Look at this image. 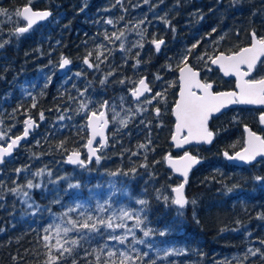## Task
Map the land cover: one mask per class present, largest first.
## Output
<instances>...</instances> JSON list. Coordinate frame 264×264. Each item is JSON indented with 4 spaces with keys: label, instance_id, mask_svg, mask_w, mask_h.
Returning <instances> with one entry per match:
<instances>
[{
    "label": "trees",
    "instance_id": "obj_1",
    "mask_svg": "<svg viewBox=\"0 0 264 264\" xmlns=\"http://www.w3.org/2000/svg\"><path fill=\"white\" fill-rule=\"evenodd\" d=\"M29 4L35 10H50L54 15L45 24L18 35L16 28L24 24L14 13ZM0 8L9 13V16L0 15V43L7 41L0 57V129L6 132L11 129V137L22 131L23 121L29 116L39 121V128L31 139L16 152L12 161L0 167V264H44L46 250L40 237L50 220L41 210L49 207L53 212H60L61 207L55 204L54 192L44 183L41 188L30 191L28 203L34 201L31 208L24 203L23 191L27 180L39 183V176L34 173L43 169L47 173L46 181L50 180L48 172L52 175L56 168L58 178L63 172L74 183L82 185L81 192L73 190L72 194L64 195L65 199H87L95 189L119 180L126 191L122 199L130 210L138 211L142 206L137 201L146 200L145 223L153 229L150 235L156 247L184 252L161 259L150 255L156 258V264H169V261L173 264H264L259 257L244 259L247 249L260 247L259 241H264V183L256 179L264 177V160L252 166H235L224 155L225 152L233 155L244 147L246 126L264 136L259 109L238 107L214 118L210 124L216 133L214 143L189 149L203 163L189 178V204L185 209L172 206L173 192L165 189L166 183L174 186L181 183L165 162L168 154L182 155L171 144L175 126L172 108L179 91L178 67L174 70L171 67L180 64L182 54L197 41L201 44L193 50L194 54L205 51L207 43L218 42L217 38L221 40V37L226 40L213 54L230 53L246 46L251 32L264 36V0H148L147 3L145 0H120L119 3L117 0H0ZM108 19L114 25L106 24ZM141 20L144 21L141 27L134 28ZM129 29L133 35L125 41L126 49L137 41L143 43L142 49L132 48L125 53L119 49L121 41L103 39L106 31L119 34ZM137 32L143 33V39ZM153 38L164 40L163 51L155 50ZM101 43L107 48L99 49L104 53L99 70L81 68L79 65L89 51L93 52L90 61L98 62L95 57ZM136 52L140 53L141 62L134 68ZM62 57L72 61L73 73L61 79L58 75L48 79V69L59 67ZM189 62L203 70L200 62L192 57ZM113 68L115 74L102 84ZM163 74L173 75L170 81L176 82V86L168 88L171 82ZM156 76L163 77V83ZM143 77H148L154 91L167 88V105H159L160 116H156L151 106L149 115L135 118L126 127L115 130L111 123L110 144L102 150L107 153L104 164L95 171L92 168V173L69 166L68 154L84 151L89 139L87 119L84 113L78 112L80 103L94 101L95 107L89 104V108L97 110L102 101L107 100L111 105L123 96L126 104L135 108L137 104L129 93L133 82ZM121 79L126 83L121 84ZM203 79L214 81L216 91L235 89L233 81L223 80L216 72L213 77L204 74ZM85 88L88 92L79 96ZM69 97L76 99L69 100ZM40 113L44 115L43 120ZM61 115L65 116L64 120L59 119ZM133 152L137 155H132ZM16 169L26 171L17 176ZM132 169L136 171L133 173ZM18 186L22 191L13 193L11 189ZM163 196L169 197L168 202ZM140 215L143 218V213ZM161 231L166 234L159 235ZM101 246L99 241L84 245L89 251ZM96 254L89 259L94 262ZM102 258L107 259L106 253Z\"/></svg>",
    "mask_w": 264,
    "mask_h": 264
},
{
    "label": "snow or ice",
    "instance_id": "obj_2",
    "mask_svg": "<svg viewBox=\"0 0 264 264\" xmlns=\"http://www.w3.org/2000/svg\"><path fill=\"white\" fill-rule=\"evenodd\" d=\"M119 3L120 0H117ZM148 0H145L147 3ZM0 15L9 16L8 10L0 8ZM15 17L22 18L26 22V26L17 27L16 34L27 33L32 29L33 25L37 24L38 21H43L51 15L48 11H34L30 4L23 7L22 10H16L14 13ZM11 18V17H9ZM120 19H123L121 17ZM106 24L114 25L112 19L105 21ZM144 21L141 20L140 24ZM139 27V25H137ZM212 32H216V29H212ZM137 35L141 36L143 39V33L137 32ZM211 35V34H209ZM238 35V34H237ZM251 43L250 46L239 47L238 49L230 52H215L213 55H209L207 52L203 54H194L193 50L198 48L201 44L200 41L192 44L191 48L186 49L185 53L182 54L180 59V64L178 65L179 71V91L178 99L175 101L174 108L172 112L175 116V132L171 136L172 141L175 143L177 148H184L185 145L195 143H211L214 133L209 130L208 122L210 117L214 113H219L222 109L226 108L232 104H243V105H264V36H257L256 32L250 33ZM105 41L113 42L121 41L119 44V49L122 52H131L132 48H143V43L140 41L131 43V47H125V41L127 37L124 31H120L119 34L112 32L109 34L107 31L103 35ZM223 39V37H221ZM7 43L5 40L0 43V48ZM151 43L155 46L157 52L160 51L161 45L164 44L163 39L151 40ZM218 43V42H217ZM101 48H107L106 44L101 43L97 46L96 61L93 63L90 58L93 56V52L89 51L83 59V63L89 69L95 68L99 70L101 61V56L104 55L103 52L99 51ZM109 52L112 49H108ZM137 57L135 63L132 65L134 68L138 67L140 64V53L136 52ZM189 57L197 61H203L207 66V70L211 71V65H215L223 73L225 77L234 76L236 78V84L234 91H215L213 83L202 82L201 72L189 64ZM107 60V57H104ZM71 61L67 58L62 57L59 64L60 68H64L69 65ZM127 63V60H125ZM115 74V69L110 70L105 76V80L101 83H105L108 76ZM76 75H80L77 73ZM163 83V77L156 76L155 78ZM121 84L126 83L124 79L120 80ZM134 87L130 90L131 97L137 105L147 104L154 108L157 117L161 114V108L159 105H167V88L162 91H154L152 87H149V82L147 78H140L137 82H133ZM176 82L168 83V88L175 87ZM88 89L85 88L84 91L79 92V96H85ZM145 93H149L150 96H146ZM143 97V100H141ZM75 97H69V100H75ZM124 98L121 97V104L123 105ZM155 102V104H154ZM89 104L95 107L94 101H89V103L81 102L79 105L78 112L84 113L87 119V127L91 129V137L87 140L85 147L88 150V162H91L95 158L96 163L100 162L101 156L98 155L99 148L93 147L96 137H100V141L97 142L100 147L106 144V137L104 134L105 128L108 126V119L106 118V110L111 108L113 111V119L119 116V113L115 112V104L109 105L107 100L100 103L99 109L92 110L89 108ZM32 107H36L35 99H33ZM59 111V108L57 109ZM125 110V109H122ZM67 111V109H65ZM126 111H131V109H126ZM137 111H147V108L138 107ZM44 115L40 113V119L43 120ZM71 119V117H68ZM60 120H64L65 116L61 115ZM260 122L264 123V114L260 116ZM127 120L121 119L119 121L122 127L127 126ZM141 123H144L141 120ZM24 130L23 134L15 137H9V142L6 147L0 146V164L4 163V158L6 156H11L12 150L19 146L20 141L26 139L29 136V130L37 126L35 121L29 116L24 120ZM14 127V125H13ZM0 129V141H4L8 132ZM248 133L247 139L245 141L244 147L235 152L234 155H229L225 152L224 155L228 160H238L245 163H251L257 160V157L264 158V137L258 136L255 132L250 129H245ZM39 143V142H37ZM60 147H63L61 144ZM140 147H146V145H140ZM132 155H137L133 152ZM170 162L172 168L179 172L184 177V183L179 186L173 187L171 192L175 193V198L171 199V204L179 206L183 209L188 203V200L183 194L184 184L187 182L189 171L192 167L199 163V160L195 155L189 154L185 151L183 156L178 160H174L170 155L166 157ZM67 162L85 166V161L80 158L79 151H73L67 156ZM145 165H142V167ZM22 171L26 169H16L17 176ZM136 170L132 169L134 173ZM44 172L43 169L34 173L35 176H40ZM120 173H112V175H119ZM123 175H128V173H122ZM51 176V172H48ZM257 180L264 183V177H257ZM27 189L41 188L40 183H33V180H27V184L24 186ZM79 184H68L69 189L79 188ZM13 193H18L22 189L18 186L17 188L11 189ZM232 191V189H228ZM23 196L26 198L24 203L28 204V207H33V203H28L31 199L27 191H23ZM160 197H158L159 199ZM163 200L168 202L169 197L163 196ZM56 202H59L57 200ZM142 207L138 211H129L126 208L114 209L110 203V198L108 202L98 203L93 209L89 205L83 202H76L73 206L67 207L57 219L59 223H50L47 227L43 228V235L40 237V241L44 249L46 250V260L44 264H156V258L150 256L149 251L141 252L135 247L138 244H146L145 239H137L134 229H139L143 233V237L147 238L153 229L148 228L145 223L147 219V210L145 207L147 201L140 199L137 201ZM193 203H195L193 201ZM39 209L38 205H35ZM71 213H75L76 216L73 218ZM108 213L107 216L102 214ZM140 213H143V218H141ZM135 219V223L132 227H128L126 221ZM118 221V222H117ZM117 229H123L121 234H117ZM54 230V235H53ZM70 234H72L70 236ZM107 234V240L104 244L97 250L93 248L91 251L85 248L84 245L88 244L91 246L93 241L97 238H103ZM131 234L132 241L131 246L125 250L120 251L119 249L113 251V246L109 245V241H114L116 244L125 245L128 240V236ZM166 233L161 231L159 235L163 236ZM250 235V234H249ZM54 240V243L52 242ZM83 242V243H81ZM260 247L247 249L244 259L250 257H259L264 260V241H259ZM149 250L152 249L151 244H147ZM53 252L55 254H53ZM93 253L95 255L94 262L89 259ZM106 253L107 259L102 258L103 254ZM184 252L180 250L168 251L164 250L165 257L173 255H183ZM119 257L118 261L116 257ZM147 258V259H146ZM15 259V258H14ZM169 264H173L169 261Z\"/></svg>",
    "mask_w": 264,
    "mask_h": 264
},
{
    "label": "rangeland",
    "instance_id": "obj_3",
    "mask_svg": "<svg viewBox=\"0 0 264 264\" xmlns=\"http://www.w3.org/2000/svg\"><path fill=\"white\" fill-rule=\"evenodd\" d=\"M137 25H139V27H137ZM137 25H133V27L134 28H140L141 27L140 26L141 24L138 23ZM20 27H22V26H20ZM125 34L127 35L126 36L127 38L131 39L132 35H133V31L131 29H129L127 32H125ZM217 39H218L217 40L218 43L217 42H215V43H207V45L203 49L205 51H202V52L197 53V54H203L204 52H207L209 55H213V50L216 49V48L218 49L220 47V45L222 44L223 40H226L225 38H223L221 40L219 38H217ZM165 45H166L165 43L163 45H161L160 51L164 50V48L166 47ZM193 60L195 62H200L201 66L203 68L202 71H203L204 74H206L209 77H213L214 76V70H213L212 66H211L212 70L208 71L207 70V66L203 63V61H197L195 59H193ZM178 65L179 64H177L176 66H173L171 68L174 70V69H176L178 67ZM79 66L81 68H83L84 63L82 62ZM58 69H59V67H57V66H50V68L47 71V73L49 74L47 78L48 79H54L55 75H59L58 74ZM72 73H73V70L71 72H69V74H72ZM96 74L97 73H95V76H96ZM80 76H81V74H80ZM161 76H165L166 80L168 82H171L170 79L173 78V75H171V74H163ZM214 80L219 81L220 85L224 86V83L218 77H214ZM149 82H150V80H149ZM137 83H138V81H137ZM213 83H215V82L213 81ZM150 85L153 88V85L151 83H150ZM121 97H123V96H121ZM121 97H120V99H121ZM112 104H115V106H116L115 107V112L119 113V116L116 117V119L114 120L113 119V115H114L113 111L111 110V108L108 109V114L110 116V121L113 124V126H115V130L123 128L120 125V123H119V121L121 119H126L128 121L127 122V126H128L129 123L132 122L135 118H140L142 116L149 115L150 112H151V106H149L147 104H142V105H139V106L137 105L135 108L129 107L126 104V102H125V98H124L123 105L121 104V101H119V102H115L114 101ZM138 107L147 108V111H137ZM122 109H125V110H122ZM126 109H131V111H126ZM11 133H12L11 131L8 132V136H6L4 141H0V144H3V142L4 143L7 142V140L10 137L9 134H11ZM84 148H85V146H84ZM102 152L100 154L101 159H100L99 163L88 162V159L85 158V166L84 167L79 166V169L83 170L84 172H87V173H92L97 168H100L104 164V162L106 161V155H107L106 152H103V153ZM92 168L94 169V171H92ZM52 172H55V173L50 176V180H46L45 181V178H46L45 175H47V173H43L42 175L39 176V183L40 184L44 183L45 187H47L49 189H52V191L55 194V197H54L55 201L54 202H55V204H57L58 206L61 207V211L60 212H53L52 209L49 208V207L42 208L41 211L44 212L45 217H48L49 220H50L49 224L50 223H59V220L57 219V217L63 211H65L67 209V207L73 206L74 203H76V202H83L86 205H89L91 208L94 209L98 203L108 202L109 198H110V203H111V205H112V207L114 209L118 210L119 208H126L129 211H132L124 204V201H123L122 198L126 194V191L123 189L122 183H120L117 178L116 179L118 181H116L115 183L112 184L111 182H108L105 187H102V188L97 189V190L95 189L94 191H92L91 192L92 195L89 198L78 201V200L72 199L71 197H68V199H65L64 195L72 194L73 190H76L77 192H81L82 185L79 188L69 189L68 188V184H70V183L71 184H76V183H74L71 180L70 177L64 176L63 172L61 173L62 177L58 178V176L56 175V174H59L58 168L53 169ZM168 180H170V178ZM34 184H35V182H34ZM173 187H176V186L171 185L169 183H166V185H165V189H167V188L172 189ZM31 190L32 189H27L26 188V191L29 192V194H30ZM173 198L174 197H172V199ZM57 200H59V202H56ZM172 206L175 207V205H172ZM70 215H72L73 218H75V216H76L75 213H71ZM102 215L107 216L108 213H104ZM126 223H127L128 227H132L134 225V223H135V219L127 220ZM134 231H135V235H136L137 239H145V241H146V244L135 245V247L137 249H139L141 252L149 251L150 255H155L159 259L165 257L164 250H167V249L166 248L160 249V248L156 247V242L154 240H152V236L151 235L149 237L145 238V237H143V233L139 229H134ZM122 232H123V229H117V234H121ZM53 235H54V230H53ZM71 235L72 234H70V236ZM105 240H107V234H105V236L103 238H97L96 241H99L103 245ZM131 241H132V236H131V234H129L128 240L126 241L125 245L116 244L114 241H109V245L110 246L114 245L113 251H115L117 249H119L120 251H125L131 246ZM52 242L54 243V240ZM147 244H151L152 245V249L151 250H149V248L147 247Z\"/></svg>",
    "mask_w": 264,
    "mask_h": 264
},
{
    "label": "water",
    "instance_id": "obj_4",
    "mask_svg": "<svg viewBox=\"0 0 264 264\" xmlns=\"http://www.w3.org/2000/svg\"><path fill=\"white\" fill-rule=\"evenodd\" d=\"M197 2H201V1H203V0H196ZM28 6V5H27ZM31 6V5H30ZM31 8H32V6H31ZM23 9V8H22ZM33 9V8H32ZM34 11H48V12H50L51 13V15L49 16V17H47L45 20H43V21H38L37 22V24H35V25H33V27H32V29L34 28V27H36V26H38V25H42V24H44L45 22H47L52 16H53V12L52 11H50V10H35V9H33ZM21 20L23 21V19L21 18ZM24 23H26L25 21H23ZM31 30V29H30ZM23 34H25V33H23ZM2 52H3V48H0V56H1V54H2ZM68 59V58H67ZM86 66V65H85ZM214 69H216V70H218V71H220L219 69H218V67L217 66H215V65H211ZM87 67V66H86ZM70 68H71V63L69 64V65H66L64 68H60L59 69V74H60V76L62 77L66 72H68L69 70H70ZM89 69V68H88ZM89 70H92V69H89ZM220 73H221V75L225 78V79H235L236 80V78L234 77V76H229V77H225L224 75H223V73L220 71ZM202 79V78H201ZM202 82H204L203 80H202ZM213 86H214V84H213ZM149 87H151L150 86V84H149ZM236 90V89H235ZM231 91H234V90H231ZM145 95L146 96H148V95H150L149 93H145ZM130 97H131V94H130ZM132 98V97H131ZM133 99V98H132ZM143 99V97H141V100ZM134 101V100H133ZM238 106H240V107H242V108H263L264 109V105H259V104H256V105H243V104H232V105H229V106H227L226 108H224V109H222V111L221 112H219V113H214L211 117H210V119H209V122H208V127H209V124H210V122H211V120L214 118V117H218V116H220V115H222V114H224L225 112H227V111H229L230 109H232V108H236V107H238ZM264 114V113H263ZM173 116H174V114H173ZM106 118L108 119V121H109V123H108V126L105 128V130H104V134H105V137H106V144L104 145V146H102V147H100L99 146V144L97 143V142H99L100 141V137H96V140L94 141V144H93V147H98L99 148V151H98V155H100V150L101 149H104V148H106L108 145H109V141H110V139H109V130H110V120H109V116H108V112H107V110H106ZM27 119V118H26ZM33 119V118H32ZM174 119H175V116H174ZM34 121H35V123H36V125L37 126H35V127H33L32 129H30L29 130V136L26 138V139H24V140H21L20 141V144H19V146L18 147H16V148H14L13 150H12V154H11V156H6L5 158H4V163L3 164H0V167L1 166H3L5 163H6V161H10V160H12V158L14 157V155H15V153H16V151L17 150H19L25 143H27L30 139H31V137H32V135H33V133L36 131V129L38 128V122L35 120V119H33ZM176 122V121H175ZM261 125H262V127L264 128V123H261ZM25 126V125H24ZM250 129V127H245L244 128V130L245 129ZM23 130H24V128H23ZM209 130H210V128H209ZM251 130V129H250ZM88 131H89V138L91 137V129L88 127ZM252 131V130H251ZM174 132H175V128H174ZM252 132H254V131H252ZM214 133V132H213ZM23 134V131L20 133V134H18L17 136H19V135H22ZM174 134V133H173ZM257 134V133H256ZM247 135H248V133L245 131V141H246V139H247ZM258 135V134H257ZM258 136H260V135H258ZM262 137V136H261ZM214 140H215V133H214V136H213V139H212V142L211 143H195V142H193L192 144H188V145H185L184 146V148H177L176 146H175V143L172 141V139H171V144L173 145V148H174V151L175 152H179V151H186V150H188L190 147H192V146H210V145H212L213 144V142H214ZM9 142V141H8ZM0 146H3V147H6L7 146V144L6 145H0ZM189 152V151H188ZM69 154H71V152L69 153ZM68 154V155H69ZM189 154H191V155H194L193 153H191V152H189ZM174 160H178L181 156H183V155H181V156H178V157H176V156H172L171 154H169ZM169 155H167L166 157H168ZM234 155V154H233ZM87 157L88 158V150H87V148L85 147V153L84 152H80V158L82 159V160H84V157ZM196 156V155H195ZM197 157V159L199 160V163H197V164H195L193 167H192V169L189 171V174H188V179H187V182L184 184V189H183V194H184V196H185V198L188 200V203L185 205V207L183 208V209H185L186 207H187V205L189 204V198H188V196H187V186H188V182H189V178H190V175L193 173V171H195L202 163H203V160L200 158V157H198V156H196ZM226 158V157H225ZM264 160V158H261V157H257V160L256 161H253V162H251V163H245V162H242V161H238V160H228L227 158H226V160H227V162H229L230 164H232V165H235V166H252V165H255V164H257L258 163V161L259 160ZM66 160H67V157H66ZM95 161V158H93L92 159V161L91 162H94ZM165 162H166V167L176 176V177H178L179 179H181L182 180V182L181 183H184V177L179 173V172H177V171H175L173 168H172V166H171V164H170V162L168 161V159L166 158V160H165ZM67 164L69 165V166H72V167H77V166H80V165H74V164H71V163H69V162H67ZM173 197L175 198V193H173ZM175 207H177V208H179V206H176L175 205ZM180 209V208H179Z\"/></svg>",
    "mask_w": 264,
    "mask_h": 264
},
{
    "label": "flooded vegetation",
    "instance_id": "obj_5",
    "mask_svg": "<svg viewBox=\"0 0 264 264\" xmlns=\"http://www.w3.org/2000/svg\"><path fill=\"white\" fill-rule=\"evenodd\" d=\"M250 43H251V39H250V42L246 45V46H250ZM245 47V46H244ZM195 68V67H194ZM197 69V68H196ZM197 70H199L200 72H201V78H202V80L205 82V80L203 79V71L202 70H200V69H197ZM214 70V72H216V73H218L219 75H220V77L223 79V80H227V81H233L234 82V85L236 84V80L235 79H225L222 75H221V73H220V71H218V70H215V69H213ZM206 82H211V81H206ZM211 83H213V82H211ZM214 84V86H216L215 85V83H213ZM231 90H234V89H230V90H221V91H231ZM215 91H216V87H215ZM218 91V90H217ZM259 110H260V114H259V118H260V116L264 113V109L263 108H258ZM228 112V111H227ZM223 115V114H222ZM221 116V115H220ZM219 117V116H218ZM214 118H217V117H214ZM213 118V119H214ZM212 119V120H213ZM212 120H211V122H212ZM259 121H260V119H259ZM24 122V121H23ZM211 122H210V124H211ZM210 124H209V128H210ZM260 125H261V122H260ZM261 127H262V125H261ZM38 129V128H37ZM36 129V130H37ZM251 129V128H250ZM262 129L264 130V128L262 127ZM252 131H254L253 129H251ZM210 131H212L211 129H210ZM36 132V131H35ZM34 132V133H35ZM212 132H214V131H212ZM255 133H257L258 135H260V136H262V137H264L262 134H259L258 132H256V131H254ZM215 133V132H214ZM18 134H20V133H18ZM17 134V135H18ZM11 137H14V136H11ZM215 138H216V133H215ZM7 141H9V139L7 140ZM6 143V142H5ZM5 143H3V144H5ZM24 146V145H23ZM22 146V147H23ZM192 147H201V146H192ZM191 147V148H192Z\"/></svg>",
    "mask_w": 264,
    "mask_h": 264
},
{
    "label": "bare ground",
    "instance_id": "obj_6",
    "mask_svg": "<svg viewBox=\"0 0 264 264\" xmlns=\"http://www.w3.org/2000/svg\"><path fill=\"white\" fill-rule=\"evenodd\" d=\"M258 36V35H257ZM69 59V58H68ZM70 60V59H69ZM71 61V60H70ZM189 64H191L190 62H189ZM192 65V64H191ZM193 66V65H192ZM72 67H73V63H72V61H71V68H70V70L69 71H72ZM194 67V66H193ZM59 69H60V67H59ZM59 69H58V74H59ZM216 70V69H215ZM68 71V72H69ZM68 72H66L62 77H64ZM60 75V74H59ZM143 78H147V82H149V79H148V77H143ZM178 78H179V76H178ZM149 84H150V82H149ZM214 89H215V86H214ZM178 99V98H177ZM240 107V106H239ZM236 108H238V107H236ZM240 108H242V107H240ZM233 109H235V108H232V109H230V110H233ZM229 110V111H230ZM108 116H109V114H108ZM110 117V116H109ZM31 118H33V117H31ZM33 119H35L37 122H38V125H39V121L36 119V118H33ZM23 128H24V123H23ZM38 128H39V126H38ZM38 130V129H37ZM80 152V151H79Z\"/></svg>",
    "mask_w": 264,
    "mask_h": 264
}]
</instances>
